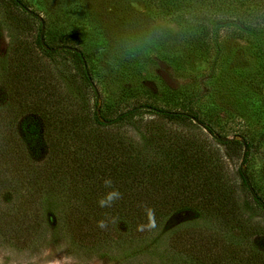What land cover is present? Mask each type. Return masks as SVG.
I'll return each mask as SVG.
<instances>
[{
  "label": "trees",
  "instance_id": "trees-1",
  "mask_svg": "<svg viewBox=\"0 0 264 264\" xmlns=\"http://www.w3.org/2000/svg\"><path fill=\"white\" fill-rule=\"evenodd\" d=\"M180 28L185 50L210 65L221 36L253 46L247 83L261 95V131L225 121L194 87L147 91L128 105L98 99L87 43L0 0V243L46 244L116 264H264V185L256 158L264 141V0H144ZM166 89V88H165ZM100 102V103H99ZM239 161L235 171L226 160ZM232 174V175H231ZM111 208L98 200L112 189ZM145 204L158 227L146 224ZM116 218L107 229L97 221Z\"/></svg>",
  "mask_w": 264,
  "mask_h": 264
},
{
  "label": "rangeland",
  "instance_id": "rangeland-1",
  "mask_svg": "<svg viewBox=\"0 0 264 264\" xmlns=\"http://www.w3.org/2000/svg\"><path fill=\"white\" fill-rule=\"evenodd\" d=\"M22 1L34 15L53 21L61 33L87 43L98 99L128 105L147 101L143 95L150 91L163 104L165 92L172 93L167 88L194 87L199 103L223 109L224 120L230 121L234 131L244 126L260 133L257 121L261 114L256 109L261 95L247 83L249 71L257 64L255 50L236 34L221 36L222 53L209 65L205 58L187 52L179 26L155 17L144 0ZM9 43L4 27L0 56L8 52ZM226 164L232 173L239 161L227 159ZM254 169L264 185V141ZM64 258H71V264H116L105 258L69 253L64 248L57 250L51 244L18 250L0 243V264H55L57 260L65 264Z\"/></svg>",
  "mask_w": 264,
  "mask_h": 264
},
{
  "label": "clouds",
  "instance_id": "clouds-1",
  "mask_svg": "<svg viewBox=\"0 0 264 264\" xmlns=\"http://www.w3.org/2000/svg\"><path fill=\"white\" fill-rule=\"evenodd\" d=\"M105 188L112 189L107 192L102 198L98 200V206L101 208H111L116 201L122 199V193L115 189L113 186V181L111 179H104L103 181ZM141 207L144 209V213L147 219V223L139 224L137 226V231H153L158 227L155 209L142 204ZM109 222L115 224L117 223L116 218L102 219L97 221V227L104 230L108 228ZM65 264H71V258H64ZM55 264H61L59 260L55 261Z\"/></svg>",
  "mask_w": 264,
  "mask_h": 264
}]
</instances>
